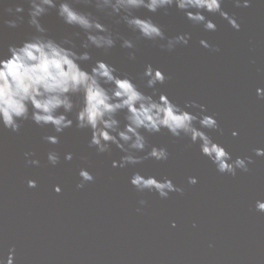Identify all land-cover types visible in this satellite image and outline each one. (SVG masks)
Here are the masks:
<instances>
[{
	"label": "water",
	"instance_id": "water-1",
	"mask_svg": "<svg viewBox=\"0 0 264 264\" xmlns=\"http://www.w3.org/2000/svg\"><path fill=\"white\" fill-rule=\"evenodd\" d=\"M14 2L5 0L0 6V50L5 52L8 44L33 32L26 11L16 28L3 24L13 18L4 7ZM74 6L100 15L113 33L134 40V49L121 48L119 40L107 53L90 48L93 60L105 59L148 93L152 89L144 88L140 73L146 63L159 67L169 78L155 86L157 92L180 104H204L222 130H206L208 134L233 158L251 156L252 163L247 172L237 169L235 176L220 173L198 145L162 130L147 140L167 148L166 161L149 158L114 168L111 161L123 153L115 146L98 153L88 145L87 130L66 129L53 145L42 139L52 134L51 128L31 121L22 122L18 132L0 129V250L6 254L14 245L16 264H264V212L255 209V201L264 199V156L252 151L264 148V99L255 92L264 88V0H249L247 7L223 0L222 8L237 20L238 30L218 14L210 16L216 30L205 31L175 6L155 14L137 10V15H151L166 36L190 33L187 45L171 50L160 47L164 41L139 38L117 17L99 13L82 0ZM41 22L57 39L69 36L77 45L84 39L82 32L71 36L80 30L64 24L55 10ZM200 39L211 47H202ZM49 151L59 155L57 164L48 162ZM25 152L32 155L25 157ZM66 152L72 153L71 160L64 159ZM31 159L39 164L26 162ZM80 168L94 179L77 188ZM135 171L167 176L183 191L166 198L155 191H137L129 183ZM188 176L198 182L189 184ZM29 179L36 181L35 187H28ZM53 185L61 191L56 193Z\"/></svg>",
	"mask_w": 264,
	"mask_h": 264
},
{
	"label": "clouds",
	"instance_id": "clouds-1",
	"mask_svg": "<svg viewBox=\"0 0 264 264\" xmlns=\"http://www.w3.org/2000/svg\"><path fill=\"white\" fill-rule=\"evenodd\" d=\"M81 0H15L4 7V11L13 18L4 19L3 24L16 28L25 20L33 29L26 39L19 43H10L7 50H0V129L18 132L24 121H31L39 127H50L52 134L42 139L50 144L59 143V134L75 126L89 133L88 145L98 153L112 150V146L123 153L119 160L111 161L112 167L124 168L126 165L138 164L146 159L166 161L169 152L164 146L149 145L147 135L166 130L172 137H187L191 144L198 145L201 155L215 166L220 173L235 176L237 169L247 172L252 163L251 156H236L226 150L225 146L208 134L206 130L220 129L215 113L209 114L204 104L196 100H185L183 104L175 102L166 92H157L156 85L164 84L169 78L159 68L146 63L140 73L144 91L135 82V78L123 73L105 59H95L90 48L102 49L107 53L117 40L123 49H134L133 39L119 33H113L102 22L100 15L83 11L74 5ZM93 5L97 12L106 16L117 17L139 38L150 41H164L161 48L173 49L177 44L187 45L191 35L188 32L166 36L161 25L151 15L140 16L136 11L143 8L155 14L159 10L175 8L183 12L185 18L193 24L201 25L205 31H215L216 23L210 18L218 14L233 29L240 25L234 16L222 8L223 0H82ZM235 6L247 7L249 0H233ZM5 0H0V6ZM27 5V9H25ZM50 10L68 26L78 28L71 36L84 39L77 45L69 36L59 39L48 34L41 18ZM199 44L205 49L211 45L200 39ZM218 50V49H216ZM134 59V52L128 53ZM92 61L88 68L82 62ZM258 98L264 99V88L255 89ZM198 110V111H197ZM238 133L233 130L231 135ZM256 156H264V148L252 150ZM142 153V155H137ZM25 157L32 155L24 153ZM65 160L72 159V153L64 154ZM47 160L55 165L59 155L55 151L47 153ZM38 165L39 160H27ZM82 188L85 182L94 177L86 168L78 171ZM189 184H196V176H188ZM129 183L137 191H155L161 198L169 193L183 191L167 176L157 177L135 171L129 177ZM28 187H35L36 181L27 180ZM56 193L61 191L59 185H53ZM143 200L140 204H144ZM255 209L264 212V199L255 201ZM139 211V209H138ZM175 227V222H172ZM0 264H16L14 245L7 248L6 254L0 250Z\"/></svg>",
	"mask_w": 264,
	"mask_h": 264
}]
</instances>
